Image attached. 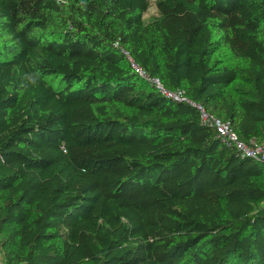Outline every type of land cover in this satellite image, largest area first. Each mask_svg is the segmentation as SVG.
<instances>
[{"label": "trees", "instance_id": "obj_1", "mask_svg": "<svg viewBox=\"0 0 264 264\" xmlns=\"http://www.w3.org/2000/svg\"><path fill=\"white\" fill-rule=\"evenodd\" d=\"M195 105L264 140V0H0L3 264H264V163Z\"/></svg>", "mask_w": 264, "mask_h": 264}, {"label": "built area", "instance_id": "obj_2", "mask_svg": "<svg viewBox=\"0 0 264 264\" xmlns=\"http://www.w3.org/2000/svg\"><path fill=\"white\" fill-rule=\"evenodd\" d=\"M113 45L115 47H118V42H115ZM120 52L123 55H125L126 59L130 64V67L134 71H136L140 76L146 77L145 72L138 66L137 63L134 62V60L130 57L129 53L125 49L120 48ZM155 83L157 84V87L159 88L161 93L166 95L168 98H171L173 100L184 99V91L182 89L167 91L162 89V87L159 86L157 82ZM195 106L198 110L199 117L202 123H206L210 125L215 130L217 136L223 142H225L228 146L236 148L242 154L258 159L264 163V140L257 141L255 139H250L248 141H242L238 138L237 134L230 129L229 124L227 122H223L216 116L207 113L203 107L199 105H195ZM0 264H3L1 250H0Z\"/></svg>", "mask_w": 264, "mask_h": 264}, {"label": "rangeland", "instance_id": "obj_3", "mask_svg": "<svg viewBox=\"0 0 264 264\" xmlns=\"http://www.w3.org/2000/svg\"><path fill=\"white\" fill-rule=\"evenodd\" d=\"M154 15H155V7L152 5L143 13L142 19L146 23V22L150 21ZM221 53L224 54L225 56L227 54L224 50H222ZM230 60H231V64H233L235 62V60H233V59H230Z\"/></svg>", "mask_w": 264, "mask_h": 264}]
</instances>
